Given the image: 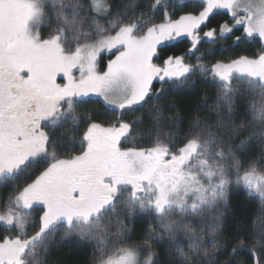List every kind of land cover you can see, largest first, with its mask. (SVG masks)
Here are the masks:
<instances>
[{"label":"snow or ice","instance_id":"snow-or-ice-1","mask_svg":"<svg viewBox=\"0 0 264 264\" xmlns=\"http://www.w3.org/2000/svg\"><path fill=\"white\" fill-rule=\"evenodd\" d=\"M0 189V264H264V0H0Z\"/></svg>","mask_w":264,"mask_h":264},{"label":"trees","instance_id":"trees-1","mask_svg":"<svg viewBox=\"0 0 264 264\" xmlns=\"http://www.w3.org/2000/svg\"><path fill=\"white\" fill-rule=\"evenodd\" d=\"M220 21L216 20L213 23H218ZM257 48L256 45H241L237 50L241 53L247 52L251 53ZM186 50V45L181 43L176 47L171 49V51L181 54ZM171 54V53H170ZM234 53H226V55H233ZM195 62L194 58L193 61ZM216 90L210 84L204 83L202 80H197L196 87L188 92L175 94L171 99H174L177 108L182 110V114L195 111L200 104L208 103L211 104L215 101ZM256 155H259L257 151ZM8 194L7 190L0 189V195L6 196ZM230 199V211L234 216H239L242 213H246L249 218L255 214L258 208V199H253L248 196L244 190H238L233 188L229 194ZM132 229L131 242H139L148 227V224L141 219H137L136 223L129 225ZM3 230L0 229V232ZM162 254V253H161ZM59 257L66 262V264H92V249L80 247L76 244H72L69 247L63 249L59 253Z\"/></svg>","mask_w":264,"mask_h":264},{"label":"rangeland","instance_id":"rangeland-1","mask_svg":"<svg viewBox=\"0 0 264 264\" xmlns=\"http://www.w3.org/2000/svg\"><path fill=\"white\" fill-rule=\"evenodd\" d=\"M107 62V56H105V60H104V63H106Z\"/></svg>","mask_w":264,"mask_h":264}]
</instances>
